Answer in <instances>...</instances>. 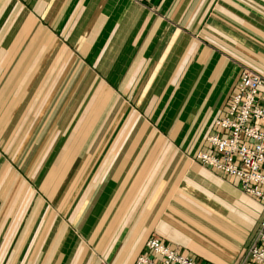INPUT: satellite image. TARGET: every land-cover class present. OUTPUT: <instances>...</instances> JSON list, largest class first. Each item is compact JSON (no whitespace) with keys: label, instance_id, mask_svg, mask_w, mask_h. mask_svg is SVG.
<instances>
[{"label":"crops","instance_id":"0c3cea01","mask_svg":"<svg viewBox=\"0 0 264 264\" xmlns=\"http://www.w3.org/2000/svg\"><path fill=\"white\" fill-rule=\"evenodd\" d=\"M19 13L76 49L74 56L54 54L43 73L38 65L39 82L85 85L84 115L94 103L108 116L105 88L119 103L121 129H74L53 165L58 172L78 170L69 200L75 218H89L73 264L93 247L99 264H135L152 237L202 264H237L184 232L228 254L245 251L261 204L236 181L188 157L208 149L205 138L226 115L241 67L264 77V0H0V26L25 25ZM37 101L32 104L61 102ZM71 110L67 121L81 111Z\"/></svg>","mask_w":264,"mask_h":264},{"label":"rangeland","instance_id":"374dc122","mask_svg":"<svg viewBox=\"0 0 264 264\" xmlns=\"http://www.w3.org/2000/svg\"><path fill=\"white\" fill-rule=\"evenodd\" d=\"M31 12L26 11L27 16L32 17ZM17 18L25 25L0 26V264H73L89 218H75L76 203L69 200L78 170L58 172L53 165L74 129H121V121L117 122L119 103L115 104V92L105 88L101 91L109 102L108 116V111L102 113L94 103L84 115L88 106L83 100L85 85L39 82L38 65L43 67V73L49 69L54 54L69 52L74 56L76 49L64 38L55 40L56 32L50 26L26 24L20 13ZM5 52L9 54L6 58ZM81 70L86 71L84 65ZM97 92L93 89L92 95ZM45 96L48 100H61L60 105L32 104ZM74 106L81 111L67 121V114H74ZM194 156L188 157L191 164L195 163ZM184 235L207 252L237 264L249 247L244 251L242 246L236 253L228 254L218 243L201 239L189 229ZM61 243L65 245L60 246ZM80 252L75 264H99L102 259L94 247L92 251ZM88 253L93 254L91 263Z\"/></svg>","mask_w":264,"mask_h":264},{"label":"built area","instance_id":"2783aa9c","mask_svg":"<svg viewBox=\"0 0 264 264\" xmlns=\"http://www.w3.org/2000/svg\"><path fill=\"white\" fill-rule=\"evenodd\" d=\"M264 77L241 67L240 80L217 130L205 138L208 149L194 162L236 181L241 191L262 208L259 227L240 264H264ZM135 264H202L150 238Z\"/></svg>","mask_w":264,"mask_h":264}]
</instances>
